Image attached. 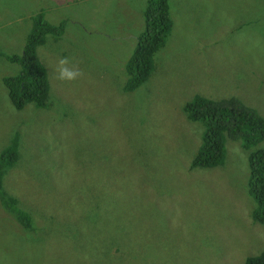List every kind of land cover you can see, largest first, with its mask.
I'll return each instance as SVG.
<instances>
[{
  "label": "rangeland",
  "instance_id": "374dc122",
  "mask_svg": "<svg viewBox=\"0 0 264 264\" xmlns=\"http://www.w3.org/2000/svg\"><path fill=\"white\" fill-rule=\"evenodd\" d=\"M167 1L171 35L126 92L147 0H0V154L14 138L20 153L4 186L36 223L18 232L0 202V264H245L264 251L248 162L264 141L226 140L224 165L192 169L204 126L184 110L237 98L264 117V0ZM40 13L64 25L37 50L49 107L17 110L7 57ZM66 224L91 251L65 245Z\"/></svg>",
  "mask_w": 264,
  "mask_h": 264
},
{
  "label": "trees",
  "instance_id": "16d2710c",
  "mask_svg": "<svg viewBox=\"0 0 264 264\" xmlns=\"http://www.w3.org/2000/svg\"><path fill=\"white\" fill-rule=\"evenodd\" d=\"M144 17L145 31L138 37L137 46L126 65L129 75L126 92L135 91L148 80L155 67V56L165 46L172 32L173 23L167 0H147ZM63 31V24L54 26L40 13L33 20L23 54L7 57L8 61L20 66L18 75L5 77L4 80L9 98L17 110H22L28 104H34L39 109L49 107L51 91L48 71L40 61L37 50L45 44L49 34L59 38ZM184 110L188 120L201 122L204 126L202 143L192 162V169L224 165L227 157L225 142L228 139L242 140L243 148L247 151L264 141V117L237 98L212 100L197 95L185 105ZM19 155L18 138H14L0 154V202L5 212L13 217L18 232H32L36 225L33 215L21 208L18 199L10 195L4 186L5 176L17 164ZM248 162L249 192L256 201L253 219L264 226V149L250 152ZM47 188L46 184L45 190ZM8 215L7 218L12 220ZM61 230L67 237L65 245L68 246V241L74 243L73 249L76 250L73 252L91 251L90 234L67 224ZM245 264H264V251L248 258Z\"/></svg>",
  "mask_w": 264,
  "mask_h": 264
},
{
  "label": "clouds",
  "instance_id": "9594fccd",
  "mask_svg": "<svg viewBox=\"0 0 264 264\" xmlns=\"http://www.w3.org/2000/svg\"><path fill=\"white\" fill-rule=\"evenodd\" d=\"M50 91H51V89H50ZM228 140H231V139H228Z\"/></svg>",
  "mask_w": 264,
  "mask_h": 264
}]
</instances>
